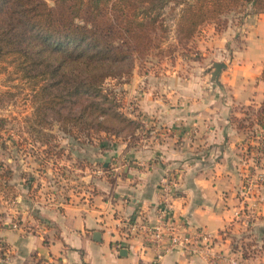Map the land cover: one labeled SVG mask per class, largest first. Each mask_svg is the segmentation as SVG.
Returning <instances> with one entry per match:
<instances>
[{
    "label": "crops",
    "instance_id": "0c3cea01",
    "mask_svg": "<svg viewBox=\"0 0 264 264\" xmlns=\"http://www.w3.org/2000/svg\"><path fill=\"white\" fill-rule=\"evenodd\" d=\"M151 79L134 74L124 99L127 109L134 93V109L125 114L141 122V139L102 141L84 152L73 138H61L72 157L66 164L85 157L82 186L78 181L65 194L55 189L48 166L34 195L25 178L13 175L12 183L0 176V237L10 247L0 264H217L216 254L264 264V255L254 253L264 241V131L255 121L244 125L236 107L257 108L263 93L236 86L224 100V93ZM95 163L101 168L89 173ZM164 180L171 184L172 217L186 233L216 235L211 246H176L157 258L146 245L141 226L161 220Z\"/></svg>",
    "mask_w": 264,
    "mask_h": 264
},
{
    "label": "trees",
    "instance_id": "16d2710c",
    "mask_svg": "<svg viewBox=\"0 0 264 264\" xmlns=\"http://www.w3.org/2000/svg\"><path fill=\"white\" fill-rule=\"evenodd\" d=\"M246 7L264 13V0H0V64L32 86L34 140L47 144L55 125L92 139L108 119L133 122L117 112L107 80L128 79L136 61L171 56L203 24ZM171 29L175 43L166 44ZM254 121L264 131V93Z\"/></svg>",
    "mask_w": 264,
    "mask_h": 264
},
{
    "label": "rangeland",
    "instance_id": "374dc122",
    "mask_svg": "<svg viewBox=\"0 0 264 264\" xmlns=\"http://www.w3.org/2000/svg\"><path fill=\"white\" fill-rule=\"evenodd\" d=\"M165 41L166 44L175 43L173 29L167 32ZM263 53L264 13H255L250 7H246L240 12L228 14L219 23L203 24L193 39L185 45H178L171 56L168 54L157 55L156 51H153L146 58L135 62L128 79H109L105 82L104 88L113 91L117 103L116 110L126 117L128 116L125 112H131L134 109L132 100L134 93L129 98L131 100L127 102V109L124 107V99L130 89L128 84L132 83L134 74L149 76L152 77L151 80L156 79L168 84L171 82L177 84V81H182L190 91L224 93V100L236 89V86L246 91L244 87L247 85L248 91H253L258 97L261 92L264 93V82L260 80L264 60ZM217 63H224L225 67H221L220 71L215 72ZM260 84L262 85L261 89ZM31 88V84L20 79L12 67L0 64V116L6 120L5 128L0 132V174L8 180L13 175L15 179L25 178L26 183L32 189V195H34L40 186H44L40 179L46 177L43 171H45L44 166H48L51 171L47 173L49 177L47 182H50L51 186L57 190H60L61 187V192L65 194L68 190L75 189V186L80 183L78 181H81L80 186H82L84 180H80V176L86 175L87 163L85 157L77 158L71 164L65 163L64 158L70 161L72 157L68 148L61 146L62 141L60 142V140L65 137L62 132L57 130L53 132L55 137L49 139L47 144L34 140L35 136L27 128L31 122L32 114ZM255 105L256 103L253 102L249 105L236 106L244 113L240 118L245 121L244 125L250 126L253 123ZM131 120L132 123H126L117 119H108L105 123L106 132L95 133L92 135V139L81 133L78 134L77 139L73 138L72 140L76 141V145L84 149V152H86V147L96 148L101 145L102 141L119 138L134 142L141 139L146 133L142 132L143 128L139 120ZM64 150L67 152L63 153ZM99 151V149H95L96 154ZM62 153L63 157H61ZM59 157L63 158V164H60L57 159ZM94 165V167L91 164L88 165L89 173L101 168L100 163ZM11 168L14 169V172ZM62 177L65 182L63 185H59L58 181ZM14 181L13 178L10 180L12 183ZM10 185L12 186V184ZM11 193V191L6 193L7 200L12 198ZM262 242L264 241L254 248V253L258 252L264 255Z\"/></svg>",
    "mask_w": 264,
    "mask_h": 264
},
{
    "label": "built area",
    "instance_id": "2783aa9c",
    "mask_svg": "<svg viewBox=\"0 0 264 264\" xmlns=\"http://www.w3.org/2000/svg\"><path fill=\"white\" fill-rule=\"evenodd\" d=\"M171 184L169 181L164 180L162 182V199H161V220L153 225L141 226L144 233V240L146 245L156 252V257L160 258L162 255L170 251L173 247L181 246L184 248L192 247L196 243H201L205 247L211 246L216 240V235L206 232L203 229H196L192 233H186L183 231V225L176 222L170 213L171 205L169 199L171 197ZM251 191V184H247L244 187L243 195L248 196ZM11 223L14 228H18V221ZM193 251H196L194 248ZM10 255V247L0 237V261H6ZM215 258L218 262L223 261L222 264H241L236 257H225L222 254H216ZM217 264H221L218 263ZM216 264V263H215Z\"/></svg>",
    "mask_w": 264,
    "mask_h": 264
},
{
    "label": "water",
    "instance_id": "95a60500",
    "mask_svg": "<svg viewBox=\"0 0 264 264\" xmlns=\"http://www.w3.org/2000/svg\"><path fill=\"white\" fill-rule=\"evenodd\" d=\"M221 67H225V64L224 63H221V64H216L215 65V72H218V71H220V69H221ZM215 72L213 73V75L215 76Z\"/></svg>",
    "mask_w": 264,
    "mask_h": 264
}]
</instances>
